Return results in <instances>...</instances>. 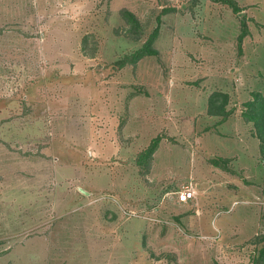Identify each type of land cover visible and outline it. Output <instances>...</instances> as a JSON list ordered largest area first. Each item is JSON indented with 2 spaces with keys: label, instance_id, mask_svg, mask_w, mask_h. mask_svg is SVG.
<instances>
[{
  "label": "rangeland",
  "instance_id": "1",
  "mask_svg": "<svg viewBox=\"0 0 264 264\" xmlns=\"http://www.w3.org/2000/svg\"><path fill=\"white\" fill-rule=\"evenodd\" d=\"M230 1L0 0V264H253L264 0ZM155 28L156 55L118 69Z\"/></svg>",
  "mask_w": 264,
  "mask_h": 264
},
{
  "label": "trees",
  "instance_id": "2",
  "mask_svg": "<svg viewBox=\"0 0 264 264\" xmlns=\"http://www.w3.org/2000/svg\"><path fill=\"white\" fill-rule=\"evenodd\" d=\"M212 1H218L222 2L226 5H228L234 13H239V9L233 1L230 0H212ZM120 16L122 17V20L129 25V30L131 32L137 31L140 29V23L136 17V15L128 10H122L120 11ZM241 28L243 31L241 34L238 36V45L239 48L242 44L243 38L245 37L247 32V24L245 22H242ZM158 34V28H155L153 32L149 35L145 43L142 45L141 48L138 50L134 51L130 55H126L123 58L119 59L116 61V65L118 69H122L127 65H135L138 60L145 56H153L156 55V51L153 48V43L157 38ZM253 99L249 100L246 102L245 105V111L242 113L243 118L245 122L247 123H252L255 127L256 130V137L259 140V153L261 157V165L264 170V93L261 92H256L252 94ZM223 98V99H222ZM220 100V101H219ZM219 101V103H217ZM215 104L216 107H213ZM228 104L227 101V95L221 94L218 95L217 93H214L213 95L210 96L209 98V115H216L221 117L223 120L218 121V122H224L230 115L229 111H226V105ZM211 108V109H210ZM219 123V124H220ZM162 135H157L154 138L150 140V143L148 146L143 149L136 158V164L138 166H146L147 168L150 167V164L152 162L153 156L155 152L159 148V143L162 140ZM221 163L227 164V160H222L218 159L213 162L214 166H219ZM149 170V169H148ZM147 170V171H148ZM253 264H264V247H262L258 251V255L255 257L253 260Z\"/></svg>",
  "mask_w": 264,
  "mask_h": 264
},
{
  "label": "built area",
  "instance_id": "3",
  "mask_svg": "<svg viewBox=\"0 0 264 264\" xmlns=\"http://www.w3.org/2000/svg\"><path fill=\"white\" fill-rule=\"evenodd\" d=\"M195 190L192 187H184L181 191L176 192L177 202L180 204L189 203L195 197Z\"/></svg>",
  "mask_w": 264,
  "mask_h": 264
},
{
  "label": "water",
  "instance_id": "4",
  "mask_svg": "<svg viewBox=\"0 0 264 264\" xmlns=\"http://www.w3.org/2000/svg\"><path fill=\"white\" fill-rule=\"evenodd\" d=\"M80 192L83 193L84 195H88L89 193L84 191L83 189H80Z\"/></svg>",
  "mask_w": 264,
  "mask_h": 264
}]
</instances>
